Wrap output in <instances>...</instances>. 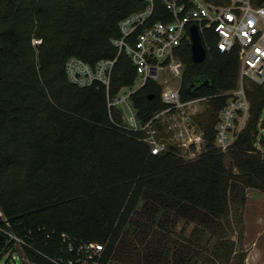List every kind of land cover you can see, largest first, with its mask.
I'll return each instance as SVG.
<instances>
[{"label": "trees", "instance_id": "obj_1", "mask_svg": "<svg viewBox=\"0 0 264 264\" xmlns=\"http://www.w3.org/2000/svg\"><path fill=\"white\" fill-rule=\"evenodd\" d=\"M145 6L142 0H0V207L12 228L43 250L46 233L56 239L66 232L103 243L100 264H220L214 254L192 248L202 244L201 236H193L197 231L188 237L191 244L177 233L172 211L219 238L243 224L245 189L264 191V83L244 78L249 117L233 145L220 150L216 123L227 93L240 84L239 54L221 51L212 29L203 36L211 46L203 61H194L192 43L184 42L178 51L185 63L182 97H208L197 115L206 149L187 160L174 151L153 154L140 133L123 125L122 111L109 110L105 86L82 87L67 74L72 56L93 66L115 57L121 20ZM159 7L157 17L165 9L160 0ZM136 77L122 54L111 92L133 85ZM195 77L208 82L190 90ZM161 95L162 85L153 80L133 95L140 120L165 107ZM157 198L167 206H156ZM142 200L153 207L144 217L136 214ZM6 246L0 229V255ZM25 249L34 264H48Z\"/></svg>", "mask_w": 264, "mask_h": 264}, {"label": "built area", "instance_id": "obj_2", "mask_svg": "<svg viewBox=\"0 0 264 264\" xmlns=\"http://www.w3.org/2000/svg\"><path fill=\"white\" fill-rule=\"evenodd\" d=\"M142 1L146 6L132 12L119 24L121 36L113 39L118 48L117 55L103 58L94 66L81 57H70L66 63L70 80L82 87L105 86L109 110L119 108L123 125L140 133L153 154L174 151L187 160L194 159L206 149V133L197 119L199 113L193 112V108L202 105V110L208 97H182L185 63L178 51L184 42L192 43L193 25L198 26L202 38L212 29L218 38V48L223 52L236 49L241 62L240 84L227 93L230 97L216 123V145L227 151L249 117L250 101L244 78L264 83V5L255 6L251 0H230L228 4L208 0H160L165 9L157 17L159 0ZM34 42L40 43L41 39ZM204 45L208 52L210 44ZM122 54L130 57L139 75L138 80L112 93L114 68ZM170 77L181 83L173 85ZM150 80L162 85L161 97L166 105L156 110L147 121H142L133 95ZM0 220L4 222L0 229L7 236V246L0 255V261L5 256L11 264H17V258L24 264H34L25 249L29 247L42 255L48 264L101 263L105 246L99 241L77 240L66 232L55 239L49 232L42 237L46 247L43 250L12 228L1 207ZM29 234H32L31 230Z\"/></svg>", "mask_w": 264, "mask_h": 264}, {"label": "rangeland", "instance_id": "obj_3", "mask_svg": "<svg viewBox=\"0 0 264 264\" xmlns=\"http://www.w3.org/2000/svg\"><path fill=\"white\" fill-rule=\"evenodd\" d=\"M138 76L139 75L137 73L136 80H138ZM170 80L171 83L176 86L181 83V81L174 77H170ZM201 107L202 105H197L193 108V112H202L204 108L200 110ZM262 121L261 130H264V112ZM245 192L246 203L242 210L243 224L240 227L234 224V228L227 233L226 238H219L217 234L212 235V232L207 230V227H203V225H201L199 222L197 223V221L192 219L189 215H182L176 219L179 212L177 209H175L172 211V214L176 220L175 227L177 233L180 234L186 242L190 243L188 237L194 231H197V233L193 236H201L202 244L200 245L199 242H197V244L192 243V248L196 247L197 245L200 246L199 249L208 252L209 255L214 254L215 257L220 261V264H264V191L258 188H246ZM158 199L159 198H157L155 201L156 206H167L164 205L162 200ZM148 206L152 207L151 204H147L146 202L144 203V200H142L139 203L136 214L144 217L143 213ZM160 212H163L162 207H160ZM167 212H169L168 209ZM130 227L131 225L128 223V225L125 227V231H129ZM133 230L134 228L132 227L130 233ZM206 237H211V239L209 238L208 243L204 244V239ZM22 251L24 252V250ZM195 258L192 259V262H195ZM16 260L17 264H24L21 259L17 258ZM0 264L11 263L4 256L0 261ZM109 264H123V262L119 260H112V263L110 261ZM198 264H202V262L199 261Z\"/></svg>", "mask_w": 264, "mask_h": 264}, {"label": "water", "instance_id": "obj_4", "mask_svg": "<svg viewBox=\"0 0 264 264\" xmlns=\"http://www.w3.org/2000/svg\"><path fill=\"white\" fill-rule=\"evenodd\" d=\"M191 38H192L193 60L196 62L203 61L207 56V48L205 47L203 43V38H202V35L197 25H193L191 27ZM204 82L207 83L208 80L204 79V77H195L190 81L188 88L190 90H194ZM153 96H154V93L150 94V97H153Z\"/></svg>", "mask_w": 264, "mask_h": 264}]
</instances>
